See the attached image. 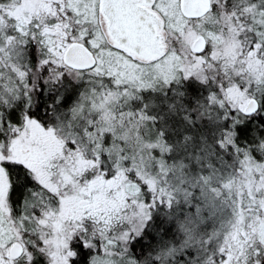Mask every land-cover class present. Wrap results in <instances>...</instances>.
Wrapping results in <instances>:
<instances>
[{"label": "snow or ice", "instance_id": "1", "mask_svg": "<svg viewBox=\"0 0 264 264\" xmlns=\"http://www.w3.org/2000/svg\"><path fill=\"white\" fill-rule=\"evenodd\" d=\"M0 264H264V0H0Z\"/></svg>", "mask_w": 264, "mask_h": 264}]
</instances>
